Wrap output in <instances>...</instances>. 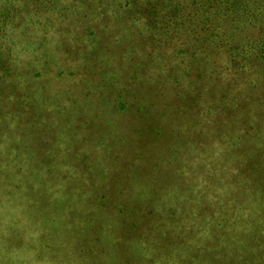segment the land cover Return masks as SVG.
I'll return each instance as SVG.
<instances>
[{
    "label": "rangeland",
    "instance_id": "obj_1",
    "mask_svg": "<svg viewBox=\"0 0 264 264\" xmlns=\"http://www.w3.org/2000/svg\"><path fill=\"white\" fill-rule=\"evenodd\" d=\"M232 2L234 1L232 0ZM186 4L189 6V12H192L190 2ZM69 7V3L66 4L65 0H60L56 11H52L53 20H57V23L50 22L51 36L45 37V39L53 45V54L39 68L41 69L46 64L54 71H64V75H62V78L57 79L56 72L53 71L49 75L48 72L41 81L34 83L36 88L40 90L43 87L45 88L46 85L45 99L49 100V106L51 107L49 115L51 119L53 116L58 117L54 126L58 124L59 133L54 134V136H59L63 143H69L66 145L68 149L65 150L63 143L58 139L48 137L46 132H43L41 141L47 144L41 149L44 148L45 151L40 152V150L33 148L31 161H36V157L39 155L48 158V154L52 155L54 153L58 155V159L54 160L55 168L51 164L53 162H49L48 159L45 161L46 164L41 163L33 167L30 161H26L28 157L23 156L19 160L21 162L19 168L21 169L18 175H32L35 181H38L35 190H27L28 196L37 194V197L33 201H29L27 207L26 203L15 198L17 196V194H14L15 191L10 192L13 188L5 187L9 184L8 182L2 186L0 181V205L5 204L13 210L21 229L26 228L28 225L38 227L37 243L41 249V259L44 264H78L79 261L84 263L83 254H80L81 248L84 246H82V243L91 238L86 239L87 236L85 235H93L94 233H87V231L90 232V227L93 228L96 225L103 226L104 231L107 232L102 233V236H100L102 241H105L106 238L118 241L120 237L121 248H114L110 252L111 254L104 258H101L100 253L98 257H95V253L91 254L93 259H90L86 264H211L214 254L209 252H213L212 239L217 233V229L211 232L210 228L216 227L218 219L223 216L218 209H214L215 206H212L210 202H206L205 199H212L215 194L219 195L222 202L225 188L215 191L214 178L211 180V185L206 175L204 178L206 181L200 177L198 182L197 177L195 179L196 174L194 172L190 173L191 171H185L182 168L183 164L192 160L191 153L188 154L184 151L188 154L187 156H184V153L181 159L174 158L176 163L166 173L165 186L167 191L164 195H167L168 199L165 206L163 205L160 209V213L163 212L165 219L159 220L158 216L150 215L149 222L143 223V215L154 211L155 208L144 209L125 197L128 178L137 174V170L130 165L131 159L140 155L151 160L158 150L168 153L169 149L167 146H163V140L169 137L167 132H169V127L171 128L168 124H156L161 128L160 133L165 138L159 133L156 134L157 136L150 137L148 128L151 119L146 115L145 110L139 107L140 104L136 103V101L140 103L145 94L133 98L128 95L126 89L134 86L130 84V78L134 75L137 79L139 77L148 78V88L145 93H149L148 90L151 88L162 94H170L175 88L172 87L171 90V86L165 81L168 80V75L170 77L174 75L181 76V70L185 66L180 65L181 57L187 64L191 63L189 67H192L200 63V60L203 61L206 55L204 56L199 51L197 54L198 60L191 61L193 49L191 46L187 53L177 56L171 55V49H166V53L163 52L161 50L162 42H155L151 47H144L143 38H140L138 33L134 34V32L129 31L126 24L118 25L115 22L107 21L100 24L98 32L93 37L92 32L94 31L90 30L91 25L87 29V26L82 24L84 19L82 12L84 11L76 8L72 9V18L70 19L58 16L59 12ZM224 9H234V7ZM86 23L89 22L86 21ZM171 23H174V21H171ZM107 25H115L116 27H112L113 30L110 27L104 28ZM259 28L258 25H247L235 29L219 27L218 30H215V33L222 39L220 45L224 48L218 50L212 46L211 50L205 51V53L211 52L208 58L211 59L212 63L213 59L217 65L227 61L229 64H234L235 70L240 71L237 73L238 85L242 86L240 91L244 95H236L240 100L235 98L234 102H242L243 105L247 104L250 97L255 99V102L261 103V101H264V83L258 82L255 86H248L249 74L243 71L245 66H251V63L254 62L253 67L251 66L254 72L264 73V63L258 59V52L253 54L254 61L252 60L250 63L246 60H234L239 51L248 50L244 47L246 43L251 44L255 49L258 48V38L262 34ZM230 31L236 33L230 36L228 35ZM70 43L74 45V48ZM174 43L176 44L174 48H177V46L179 49L181 48V40L178 37L174 38ZM235 47L238 48L237 51L232 50ZM226 49L231 50L228 60L225 59ZM143 52L145 53L140 54ZM163 54H167L169 57L165 56L166 58H164ZM31 69L29 72L34 75L36 69ZM134 70L137 71L135 74H133ZM25 72L27 73V71ZM189 73L194 78L196 70L192 69ZM187 80L188 78L185 75L183 84H186ZM189 80L190 83L185 86V94L192 96L195 93L196 83L191 81L192 78L190 77ZM7 85V89L3 87L1 90L3 92H0L1 106L4 108L14 103L22 104L20 107L21 114L28 119V121L24 120L27 124L24 127L23 134L25 135L23 138L15 136L12 133L13 128L9 131L8 137L13 138L11 144L15 145L16 150H23L24 146H26L25 150L28 147L30 149L35 146L32 138L37 137L39 133V129L32 123L35 114L24 106L32 100L20 91V87H17L16 90L13 89L15 87L14 80L8 81ZM174 92L176 91L174 90ZM222 93L223 91L219 90L217 96L220 97ZM9 95L12 96V99L7 98ZM69 98L70 103L68 102ZM159 102L162 106L167 103L163 97L159 98ZM147 103L150 105L149 102ZM204 103L206 104V101ZM254 105L260 106L258 104ZM255 106L254 111L256 112L249 113V116L257 119V122L261 123L260 125H264V114L258 110L261 107ZM202 107L205 106L202 105ZM4 110L8 109L4 108ZM169 111L172 112L171 106ZM143 112L145 116H143ZM197 112L198 114H196ZM11 113L13 115L14 112L11 111ZM195 114L197 115L195 117L197 125L195 128L197 130L206 129L202 125L207 122L215 125L214 128H210L205 137L208 152L213 153H209L210 155L207 157H216L215 163L219 162L218 166H220L222 162V169L231 168L233 174H237L238 171L234 170L233 167L237 169L241 160L236 163L235 158L237 156H244L243 159L251 157V153H245L246 149L242 147L240 139L244 144H248L249 141L250 146H258L262 149L261 153H264V139L255 136L251 124L245 125V127L240 124L241 115L239 111L230 110V112H225L220 125H217V122L212 119L213 116L204 114L203 109L196 110L193 115L189 112L187 117L195 116ZM105 115L111 120V124L107 127V122L104 120ZM5 118H10V115ZM242 120H245V117ZM1 121L6 122L5 120ZM161 121L163 122L165 119L162 118ZM14 122H19L15 125V128H20L23 117L21 116L20 120H14ZM250 122H253L252 119ZM186 123L187 119L184 117L181 130L186 128ZM261 130L264 133V128ZM8 137H0V154L9 149L10 141ZM6 138L7 149L4 148ZM238 138L240 139L237 141L238 146H236L235 142ZM68 140H71V142H68ZM73 143L80 148L75 151L78 156H85V154L98 155L96 158L90 156L91 163L94 165L92 174L87 175L82 171L81 166L74 165L67 158V154L70 152L69 149L73 148ZM230 144L233 146L235 144L234 147H231L232 156L229 154L230 148H227L231 146ZM238 150L240 151L237 154ZM190 151L195 155L197 153L194 146L191 147ZM224 153L225 156L223 157ZM192 161L194 164L191 165L201 164L197 162L196 158H193ZM202 161H205L202 165H206L209 172L213 171L214 163L212 164L206 159H202ZM55 162L60 163L57 165ZM62 162L69 163L66 168L70 174L69 181L62 184L56 180L54 182L48 181L50 179L49 175H52V173L46 169L49 168L51 171L59 172L65 171L64 168L61 170ZM262 162L264 163L263 159ZM178 164L180 167H178ZM14 166L12 164L11 168ZM255 168L257 169V166ZM34 169L38 170L37 177L36 173L33 172ZM202 172H204L203 169L200 170V173ZM233 179L231 178V180ZM60 180H63L61 174ZM74 181H85L84 183L87 186ZM65 189L71 191L67 202L64 200L67 197L60 196V193L63 192L65 195ZM196 190H199L198 195ZM9 193L12 196H9ZM25 193L26 190H23V194ZM40 193L42 197L39 196ZM159 198L160 194L158 192L157 199ZM53 201H56V204L52 203ZM103 204L104 206L100 207ZM222 204L220 205L221 211L224 208ZM213 209L216 211H213ZM139 213L142 214L139 215ZM203 219H205L203 223L205 224V231L202 232L204 238L200 247H205L199 256L196 255L193 258L189 256L193 247L188 245L192 238L188 237V232L173 228V226H176L174 222L182 220L185 226L186 222L192 220L190 233H194L196 229L200 228V225L195 223ZM146 220L148 218L144 222ZM131 221L132 225L128 226ZM98 222L101 225H98ZM239 222H241L240 218L237 217L236 223ZM171 225L172 227L168 228ZM226 228L229 229L230 224H226ZM263 234L244 233L241 235L246 237L244 239L237 237V241H240V245L248 246L250 244L248 240ZM149 241L154 242L151 245V253L146 257L137 258L132 251L135 244ZM108 247L110 248V245ZM230 252L232 251L230 250Z\"/></svg>",
    "mask_w": 264,
    "mask_h": 264
},
{
    "label": "trees",
    "instance_id": "obj_2",
    "mask_svg": "<svg viewBox=\"0 0 264 264\" xmlns=\"http://www.w3.org/2000/svg\"><path fill=\"white\" fill-rule=\"evenodd\" d=\"M59 1L60 0H50V2L55 4V7L50 9V11H56ZM233 1L234 2H232V0H65V3H69L70 7L59 12L58 16L64 19H70L72 18V9L76 8L80 11H84L82 12L84 15L82 24L86 25L87 29H89L91 25L93 29L91 28L90 30L94 31L92 32L93 37L96 32H98V26L106 23L107 21L111 23L115 22L118 25H128L129 20L133 17L144 18L147 22L144 30L134 32V34L138 33V36L143 38L142 42L144 47H151L155 42H162L161 50L166 53V49H171V55L174 56L187 53L192 47L191 61L198 60L197 54L199 51L202 52L204 56L206 55L203 58V61L200 60V63L192 67H189L191 63L187 64L183 57H181L180 65H185L181 70V76L174 75L170 77L168 75V80L165 81L171 86V90L175 88L173 91L175 90L176 92L173 93L172 91V94H162L156 89L155 93V90L151 88L148 90L149 93H145L148 88L147 83L149 79L141 77L137 79L136 75L130 78V84L134 86L126 89V91L128 92V95L132 96V98L138 97L143 93L145 94V97L140 101V103L137 101L136 103L140 104L139 107L143 108L146 115L151 119L149 123L150 127L148 128L150 137L157 136L156 134L158 133L162 135V133H160L161 128L156 126V124L170 125L171 128L169 127V132L166 131L169 133V137L165 138L162 135L165 138L163 140V146L168 147V153H175L176 159H181L184 153V156L191 153L192 160L193 158H196L197 162H200L201 164L191 165L194 163L192 160H189V162L185 164L182 163V168L185 171H191L190 173L194 172L196 174L195 179L197 177L198 182L200 177L205 180L204 178L206 175L211 185V180L214 178V182L216 183L215 191L225 188L222 202L219 195L215 194L212 199H205L206 202H210L212 206H215L214 209H218L219 213L223 216L218 219L216 223L217 228L215 226L210 228L211 232L217 229V233L212 239L214 244L213 252H209L214 254L211 264H264V234L248 240L250 242L248 246L240 245V241H237V237H241L243 239L246 237L241 235L244 233H254L255 235L257 233H264V163L262 162V159L264 160V153H261L262 149L255 145L250 146L249 141L248 144H244L242 139L238 138L235 142L236 146H238L237 141L240 139L242 147L246 149L245 153H251V157L243 159L244 156H237L235 158V162L237 163L238 160H241V162L237 169L233 167L234 170L238 171L237 174H233V170H231V168H221L223 165L222 162L220 166H218L219 162L215 163L216 157H207L210 155L209 153L212 152H208L209 149H207L208 147L206 145L207 142L205 137L207 136L210 128H214L215 125H212L211 122H207L202 125V127H205L206 129L197 130L195 128L197 126L195 117L198 112L195 116L187 117L189 112L193 115L196 110L203 109L204 114L213 116L212 119L217 122V125H220L225 112L236 110L239 111V114L241 115V120H239L240 124H242L243 127L251 124L254 130L252 132L255 133V136H259L260 139H264V133L263 130H261L264 128V125H260L261 123H258L257 119L249 116V113L256 112L254 111V104L260 105L255 107H261V109L258 110L264 114V106L262 107L264 101H261V103L255 102V99L250 97L245 105H243L242 102H234L235 98H238L236 95H244L240 91L242 86L238 85L239 80L237 73L240 71L235 70L234 64H229L227 61L226 63L217 65L215 64L216 61L213 59L212 63L211 59L208 58L211 52L205 53V51L211 50L210 48L212 46L218 50L224 48L220 45L222 43V39H220V37H218L215 33V30H218L219 27L235 29L236 27H245L247 25H258L260 27L259 31L264 34V15L256 14L259 6L264 5V0ZM189 2L192 12H189V6L186 4ZM41 3L42 0H0V92H3L1 91L3 87H6L7 89L8 81L14 80L15 87L13 89L16 90L17 87H20V91L24 92L28 98L32 100V102L24 106L26 109L28 107L30 112L35 114V118L33 119L34 122L32 123L39 129L37 137L32 138L35 146L30 149L28 147V149H26L27 151L25 150L26 146H24L23 150H16L15 145L11 144L13 138L8 137L9 131L12 129V125L19 123L14 122V120L18 121V119L20 120L22 116L23 122L20 123V128L12 129L14 130L12 133L18 138H23L25 135L23 134L25 130L24 127H26L27 124L24 120L28 121V119L21 114L20 107L22 104H10L9 106L4 107L8 110H4L1 106L0 99V113L2 116H0V122H2L0 123V137L4 138L7 136L10 141L9 149L0 154V181L2 186L4 183L8 182L9 184L5 187L13 188L10 192L12 193V191H15L14 194H17L15 198L17 200L20 199L19 201L23 203H26L27 207L29 205V201H33V199L37 197V194L28 196L27 190H35L36 182L38 181H35V178L32 175H18L21 169L19 168L21 167V162H19V160L22 159L23 156L28 157L26 161H30V164L34 167L40 165L41 163H43V165L46 164L45 161L48 159L49 162H53L51 164L55 168L54 160L58 159L57 154H48V158H43L39 155L36 157V161H31V154L34 152L33 148L40 150V152L45 151L44 148L41 149L45 144H47L41 141V139H43V132H46L48 137L50 136L56 138L62 142L59 136H54V134L59 133L58 124L54 126V124L57 123L58 119L56 118L58 117L53 116L51 119L49 115L51 107L49 106V100L45 99V92L47 91L46 85L45 88L43 87L41 90L36 88L34 85L37 81H41L46 73L49 72V75L54 71V69H50V66L48 67L45 64V66L41 69L35 70L34 75L29 72L32 70L31 66L25 65L21 71L14 70L16 65L12 63L10 56L4 50V42L11 35L17 39H22L24 42L32 41L37 44L39 43V37L36 34L35 25L40 22L37 17H39L42 12V9L40 8ZM127 5H131V7L126 8L123 12V8ZM228 7H234V9H224ZM86 21L89 23L87 24ZM171 21H174V23H171ZM55 22L57 23V20ZM96 24L98 25L94 27ZM107 27H110L111 30H113L112 27L116 26L107 25L104 28ZM228 33V35L231 36L236 32L230 31ZM175 37H178V39L181 40L180 49L178 46L177 48H174L176 45L174 43ZM71 45L74 48V45ZM257 45L258 48L254 53L258 52V59L264 63V46H260L259 44ZM232 50L237 51L238 48L235 47ZM230 51V49H226L225 51L226 60L229 58ZM144 53L145 52L140 54ZM253 54L249 56L248 50H241L237 54V56L239 55L238 58H236V56L234 60H246L250 63V61H254ZM165 56L169 57V55L163 54L164 58H166ZM253 63L254 62L251 63L252 67ZM192 69L196 70L194 78L189 73ZM25 71H27L28 74ZM136 72L137 71L134 70L133 74ZM54 73L57 75V79H60V77L62 78V75H64V71L60 70L54 71ZM185 75L188 80L186 84H183V77ZM189 77L192 78L191 81L196 83L194 89L195 93L192 94V96H187L185 94V86L190 83ZM219 90L223 91L220 97L217 96V92ZM161 97L167 101V103L163 106L159 102V98ZM7 98L12 99V96L9 95ZM11 99L10 101H12ZM204 101H206V104ZM68 102H71L70 98L68 99ZM147 102H149L150 105ZM202 105L205 107H202ZM170 106L172 107V112L169 111ZM11 111L14 112L13 115ZM145 113L143 112V116H145ZM9 115L10 118L6 119L5 117H9ZM184 117L187 119L186 128L181 130V123ZM244 117L245 120H242ZM162 118H164L165 121L162 122ZM251 119L253 121L252 123L250 122ZM1 120H5L6 122ZM68 142H71V140H68ZM68 144L63 143L65 150L68 149L66 146ZM230 145L231 146L227 148H230L229 154L232 156L233 151L231 150V147L234 146L232 144ZM76 146L77 145H74L73 143V148L69 149L70 154H67V158L69 161H72L74 165L81 166L82 171L87 175L92 174L94 165L91 163L92 159L90 156L96 158L98 155L85 154V156H78L75 151H78L80 148ZM192 146L197 149L196 155L190 151ZM239 151L240 150H238L237 154ZM224 156L225 153L223 157ZM202 159H206L212 164L214 163L213 171L209 172L206 165H202L205 162L202 161ZM59 163L56 164L58 165ZM12 164L13 166L15 164V166L11 168ZM68 165L69 163L62 162L61 170L64 168L65 171L60 172L51 171L46 167V170L52 173V175H49L50 179L48 181L54 182V180H56L61 184L64 182L67 183V181H69L68 179H70V174L68 170H66ZM255 166H257V169ZM178 167H180L179 164ZM201 169H203L204 172L200 173ZM33 172L34 174L36 173L37 177L38 170L34 169ZM59 173L61 174L63 180H60ZM231 178L234 179L231 180ZM74 182H81L86 185V183H84L85 181ZM227 187H229L228 190ZM23 190H26L25 194H23ZM11 193H9V196H12ZM70 193L71 191L65 189V195L63 192L60 193V196L67 197L64 199L67 202ZM196 193L198 195L199 190H196ZM39 196L42 197L41 193ZM52 203L56 204V201H53ZM221 204L224 206L223 211L220 210ZM5 206V204L0 205V209H3ZM103 206L104 204L100 207ZM214 209L213 211H216ZM155 210L150 213H145L142 217V222L145 224L149 222L150 215H155L156 217L158 216L159 220L165 219L163 212L160 213V211ZM237 217L240 218L241 222L236 223ZM146 218H148V220L144 222ZM182 220L175 221L174 224L176 226H173V228L184 230L183 232H188V237L192 238V240L188 242V245L193 247L191 249L192 253L189 256L195 258L196 255L199 256L201 254V251L205 247H200L201 241L204 238V233L202 232L205 231V224H203L205 219L195 223L199 224L200 228L196 229L194 233H190L193 221L189 220V222H186V225L184 226ZM1 221L3 222L2 214H0V223H2ZM226 224H230L229 229L226 228ZM98 225L101 224L98 222ZM170 227H172V225L168 228ZM87 233L94 234L91 236L85 235L87 236L86 239L89 237L91 238L86 240L85 243H82V246H84L81 248L80 254H83L85 262L83 263L79 261L78 264H86L90 259H93L91 254L95 253V257H98L100 253L101 258H104L109 256L111 254L110 252L114 248H121L120 237L118 241L115 240L116 243L111 245L110 248L108 247L109 244L106 243V241H108L107 238L105 241L101 240L100 236H102V233H107L104 231L103 226L96 225L93 228L91 226L90 232L87 231ZM230 250L232 252H230Z\"/></svg>",
    "mask_w": 264,
    "mask_h": 264
},
{
    "label": "clouds",
    "instance_id": "obj_3",
    "mask_svg": "<svg viewBox=\"0 0 264 264\" xmlns=\"http://www.w3.org/2000/svg\"><path fill=\"white\" fill-rule=\"evenodd\" d=\"M54 7L55 4L50 2V0H42L40 5L42 12L37 17L40 22L35 25V31L39 37L38 44L32 41L24 42L22 39H17L11 35L5 40L4 50L10 56L12 63L16 65L14 70L21 71L26 64L38 70L53 54V45L48 43L45 37L51 36L50 21H55L50 9ZM130 7L131 5H127L122 11L124 12L126 8ZM256 14L264 15V5L259 6ZM146 24L147 22L144 18L133 17L129 20L127 28L132 32L143 31ZM258 42L260 46H264V34L260 35ZM244 47L248 49L249 56L256 51L251 44L246 43ZM243 71L249 74L248 86H255L258 82L264 83V73L254 72L250 65L245 66ZM104 120L107 122L106 127L111 124V120L107 115L104 116ZM12 128L14 129L15 125H12ZM7 147L6 138L4 148L7 149ZM174 158L175 153L168 154L158 150L151 160L140 155L131 159L130 165L137 170V174L128 178V188L125 193L126 199L134 201L144 209L155 208L160 211L168 199L164 195L167 191L165 176L173 167ZM158 192L160 194L159 199H157ZM0 214L3 215V222L0 223V264H44L41 259V249L37 243V237L39 236L38 227L28 225L26 228L21 229L13 210L7 205L0 209ZM141 214L139 213V215ZM131 225L132 221L129 222L128 226ZM106 243L111 246L116 241L109 238ZM152 243L154 242H138L132 251L137 258L146 257L152 251Z\"/></svg>",
    "mask_w": 264,
    "mask_h": 264
}]
</instances>
